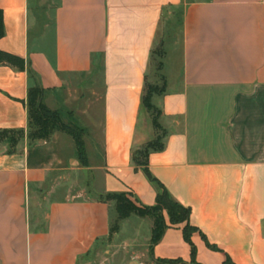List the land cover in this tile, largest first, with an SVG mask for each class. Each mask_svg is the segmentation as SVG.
Instances as JSON below:
<instances>
[{"label":"crops","instance_id":"crops-1","mask_svg":"<svg viewBox=\"0 0 264 264\" xmlns=\"http://www.w3.org/2000/svg\"><path fill=\"white\" fill-rule=\"evenodd\" d=\"M0 9V50L24 60L0 63V129L24 130L12 152L0 141V264H193L182 224L152 247L151 229L147 245L131 236L112 246L131 217L152 228L131 213L112 232L107 195L155 203L158 186L132 154L156 135L142 99L157 42L164 91L151 103L164 134L150 174L189 207L195 264H264V0H0ZM35 83L48 109L82 129L83 159L64 130L28 139Z\"/></svg>","mask_w":264,"mask_h":264},{"label":"trees","instance_id":"trees-1","mask_svg":"<svg viewBox=\"0 0 264 264\" xmlns=\"http://www.w3.org/2000/svg\"><path fill=\"white\" fill-rule=\"evenodd\" d=\"M4 34L2 11L0 9V37ZM157 47L159 49H157ZM156 52L159 56L162 54L161 44L156 45ZM153 50L151 51V53ZM0 63L8 64L16 69L24 68L23 58L4 52L0 50ZM164 91V85L146 83L143 94V107L149 112L151 116V124L154 128L156 135L153 139L147 141L141 148L136 149L132 154L134 164L141 166L144 173L154 181L158 186V191L155 197V203L150 206H139L125 193H112L108 194L107 198H111L115 202L116 218L112 223L111 231H115L118 227V221L135 213L139 216H149L152 219L151 228V247L158 243L161 239L164 230L169 225L182 224V234L184 240L190 246V261L195 264L196 250L191 240L193 232L197 231V227L189 222L190 209L182 205L177 200L171 197L165 186L154 178L147 166L148 153L152 150L162 148V137L164 131L162 130L159 117L161 111L151 103V97L154 94H159ZM42 89L35 83L28 88L27 93V110H28V125L27 137L29 140L46 139L54 129H61L66 131L72 136L76 146V152L81 159H83V142H82V129L72 124H67L62 119V115L58 111L48 109L41 100ZM24 136L23 129H0V141L8 143V152L14 150L15 144ZM210 248L217 249L215 246L209 244ZM165 264H177L182 262L181 259H163L158 258ZM221 264H234L231 259L226 256Z\"/></svg>","mask_w":264,"mask_h":264},{"label":"rangeland","instance_id":"rangeland-1","mask_svg":"<svg viewBox=\"0 0 264 264\" xmlns=\"http://www.w3.org/2000/svg\"><path fill=\"white\" fill-rule=\"evenodd\" d=\"M157 44H159V42L155 43L153 47V52L151 53V59H150L147 77L149 80L148 82H151V83L157 82L158 84H162L161 78L159 77V72L157 69L158 68V57H159V53L156 52ZM157 49L159 48L157 47ZM96 81L98 82L99 78L95 79V83ZM95 91L97 92V97H98L101 91L100 88L96 87ZM62 119L66 122V116H63ZM115 218L113 219V222L115 221ZM136 220H139V219H135V217H131L125 221V223L123 224V229L118 233L115 243H113L112 246H115L116 244L120 245L119 243H123V238L131 237V236H134L135 239H137L138 241L137 245L139 247L144 246L145 243L147 245V243L149 242L148 237L150 236V229H151L149 228L150 227L149 221L147 219H144V220L140 219V221H136ZM119 221H118V224H119ZM145 238L147 239L145 240ZM131 251L132 250L130 249L128 252H131ZM124 259H125L124 254L120 253L116 255L115 257H112L111 261L112 263H121L124 261ZM141 260L143 264H165V263H162L157 257H154V256L151 258L149 256H145V257H142Z\"/></svg>","mask_w":264,"mask_h":264}]
</instances>
